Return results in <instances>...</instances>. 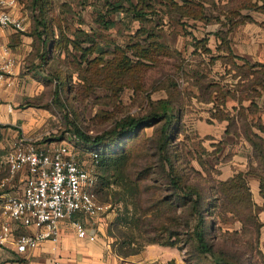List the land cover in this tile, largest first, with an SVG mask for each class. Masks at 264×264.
Listing matches in <instances>:
<instances>
[{
	"label": "rangeland",
	"instance_id": "rangeland-1",
	"mask_svg": "<svg viewBox=\"0 0 264 264\" xmlns=\"http://www.w3.org/2000/svg\"><path fill=\"white\" fill-rule=\"evenodd\" d=\"M23 1L43 37L44 87L39 97L23 100L17 108L30 116L28 129L25 123H17L11 130L0 128V194L18 190L22 185L18 174L2 185L9 177L4 154L11 135H23L48 144L67 139L76 126L94 138L114 130L123 118L149 114L159 99L177 98L182 105V123L178 134L169 130L171 139L165 155L170 166L161 160L158 147L163 121L127 138L115 133L107 135L101 143L105 164L94 168L93 174L96 178L95 201L108 208L98 216H78L76 219L122 256L176 240L173 247L184 257L186 264H211L208 256L196 253L190 236L170 238L172 232L192 228L195 216L182 193L171 187L168 172L172 170L179 177L181 186L188 183L200 188L208 185L210 180H217L216 168L210 166L205 147H198L199 140L190 127L197 117L199 104L189 95L188 89L193 87L189 74L203 66L195 64L193 60L198 62L199 59L182 49L184 34L175 26L176 20L164 18L162 27L157 29L161 41L172 49L168 57L162 58L157 65L126 67L120 62L121 52L115 51L126 47L138 24H132L126 18L124 23L118 20L106 28L109 22L107 0ZM172 82L177 85L175 89L170 86ZM56 87L59 98L55 101ZM177 94L181 97H176ZM201 148L205 149L200 151L204 164L197 169L189 157L195 158ZM76 149L80 160L88 166L89 155L80 147ZM233 151L230 147L227 154ZM188 164L200 172L199 176ZM220 227L223 231L234 226L228 221ZM242 238L232 244L220 240L212 243L215 250L223 251L238 264H264V242L262 245L255 240V226L247 227ZM5 250L0 251V264H4V254H8ZM12 260L19 262L20 258Z\"/></svg>",
	"mask_w": 264,
	"mask_h": 264
},
{
	"label": "crops",
	"instance_id": "crops-1",
	"mask_svg": "<svg viewBox=\"0 0 264 264\" xmlns=\"http://www.w3.org/2000/svg\"><path fill=\"white\" fill-rule=\"evenodd\" d=\"M117 1L112 0V3ZM149 1L153 12L145 10V18L149 20L147 28L159 33L157 29L162 27L164 18H174L175 26L184 34L182 49L199 59L198 62L193 60L195 64L203 66L189 74L194 88H187L191 92L188 94L195 97L194 103L199 104L197 117L190 127L197 135L198 147H205L210 166L216 168L217 181H226L236 174H241L246 180L252 203L259 208V241L263 245L264 199L260 194L257 146L264 145V0H173L178 5L184 2L202 4V18L199 19L181 15L168 0ZM108 11L106 9V16L112 25L118 20L124 23L126 18L132 24L137 22L134 35L142 26L141 21L127 9ZM11 13L22 18L23 30L8 28L0 31V44L8 48L9 56L14 60L11 74L0 86V125H7L6 128L11 130V126L17 123H25L28 129L30 116L17 108L21 101L32 100L42 94L43 37L23 0H16ZM169 50L172 49L169 47ZM180 52L176 54L180 55ZM208 84L219 89L211 94L212 99L205 97L209 91L206 92ZM16 137L11 135L7 145ZM230 147L234 151L227 154ZM205 149L201 148L198 154L201 155ZM191 162L195 168L200 167L197 160ZM12 226L16 232L21 231L17 224ZM233 226V229H239L240 223L235 221ZM86 230L95 236L94 241L77 237L69 222H60L56 241L45 240L25 254L6 248L5 253L8 254H4V264H159L169 260H174L175 264H186L176 248L160 245L122 256L103 238ZM18 257L19 262L12 260Z\"/></svg>",
	"mask_w": 264,
	"mask_h": 264
},
{
	"label": "trees",
	"instance_id": "trees-1",
	"mask_svg": "<svg viewBox=\"0 0 264 264\" xmlns=\"http://www.w3.org/2000/svg\"><path fill=\"white\" fill-rule=\"evenodd\" d=\"M169 1L173 6V9L178 10L181 15H188L193 19L202 18V4L184 2L183 5H178L173 0H168V2ZM106 9L109 10L108 12L119 9H127L129 13L135 15V17H137V19H139L142 23V26H140L134 35L136 39L132 38L129 40L126 44V49L121 47L120 49H116L115 52H121V64L126 65V67L133 65H157L160 64L162 58L170 55L168 46L161 41L159 34L146 26L149 20L145 18V10L153 9L152 3L149 0H137L136 3L131 0H118L115 3H112V0H107ZM112 24L113 22L109 20V22L106 23V28L112 26ZM127 52L129 53L128 56H126ZM41 58L43 59V56ZM258 82L260 83V81ZM170 86L173 89L177 87L175 82L170 83ZM208 89L209 93L207 92ZM218 90L219 89L216 85L208 84L206 87L207 93L205 94V97L207 96V99H212L211 94L213 92H218ZM176 97H181V95L177 94ZM53 98L55 101L59 98L57 87L54 90ZM217 98L218 96L216 99ZM155 106L156 108L154 107L149 114L138 117L129 116L123 118L117 122L114 130L94 138H90L74 126V133L67 137V139L72 140V137L75 136L78 139L76 145L79 146L84 153L97 154L98 164L96 165V168H100L106 161L102 152L101 143L107 135L115 133L117 136L127 138L134 135L141 129L153 126L156 123L163 121L160 126L158 147L161 160L170 166V161L165 155V150L169 139H171L169 130L170 133H179V124L182 123V105L181 101H177V98L175 100L162 98L157 100ZM230 122L232 125L231 119ZM5 127L8 126L0 125V128ZM257 148L259 152L258 164L260 171L258 172V176L260 178V194L264 199V145H259ZM193 159L197 160L200 167L204 164L201 160V155L197 153L195 158L189 157L190 162ZM188 167L195 171L194 173L199 176L200 172H196L195 168L191 164H188ZM171 171L172 170L168 172L169 183L173 189L181 192L183 200L189 203L190 211L195 216V224L192 228L183 230V232L170 233V238L177 239L176 237L180 235H184L186 237L190 236L194 240V250L196 253L208 256L211 264H238L237 262L230 260L223 251L215 250V245L212 242L220 240L223 242H230V244H232L231 242L241 241L243 240L242 235L247 232V227L252 225L255 226V240L259 242L261 228V224L257 218L259 208L255 207L252 203L249 188L244 177H242L241 174H236L226 181L210 180L208 185L198 188L196 185L188 183L181 186L179 183V177ZM202 176L205 177L206 175L203 174ZM228 221L232 223L235 221L239 222L240 228L231 230L226 228L222 231L220 226ZM184 224L187 227V222ZM221 236H224V238L221 239ZM173 241L174 242L169 244L158 245L173 247L176 240ZM242 242H245V240ZM159 264H175V262L174 260H169L165 263Z\"/></svg>",
	"mask_w": 264,
	"mask_h": 264
},
{
	"label": "built area",
	"instance_id": "built-area-1",
	"mask_svg": "<svg viewBox=\"0 0 264 264\" xmlns=\"http://www.w3.org/2000/svg\"><path fill=\"white\" fill-rule=\"evenodd\" d=\"M16 0H0V31L23 30L22 18L11 9ZM14 60L6 46L0 44V86L11 74ZM62 139L41 144L23 135L15 138L4 154L9 172L2 185L20 174L22 185L18 190L0 194V247L13 249L18 254L34 250L45 240L56 241L60 222H69L79 238L95 240L89 235L78 216L94 217L104 213L108 206L95 201L94 168L97 154H88L90 164L81 161L76 142ZM13 224L19 226L16 232Z\"/></svg>",
	"mask_w": 264,
	"mask_h": 264
}]
</instances>
